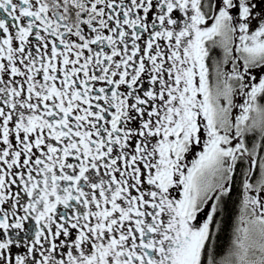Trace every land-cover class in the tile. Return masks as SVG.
Returning <instances> with one entry per match:
<instances>
[{
	"label": "snow or ice",
	"instance_id": "obj_1",
	"mask_svg": "<svg viewBox=\"0 0 264 264\" xmlns=\"http://www.w3.org/2000/svg\"><path fill=\"white\" fill-rule=\"evenodd\" d=\"M0 264H264V0H0Z\"/></svg>",
	"mask_w": 264,
	"mask_h": 264
},
{
	"label": "trees",
	"instance_id": "obj_2",
	"mask_svg": "<svg viewBox=\"0 0 264 264\" xmlns=\"http://www.w3.org/2000/svg\"><path fill=\"white\" fill-rule=\"evenodd\" d=\"M230 230H231V221L228 220L225 224V228H224V232H223V235H222V243L226 245V243L228 242L229 240V237H230Z\"/></svg>",
	"mask_w": 264,
	"mask_h": 264
},
{
	"label": "flooded vegetation",
	"instance_id": "obj_3",
	"mask_svg": "<svg viewBox=\"0 0 264 264\" xmlns=\"http://www.w3.org/2000/svg\"><path fill=\"white\" fill-rule=\"evenodd\" d=\"M227 244V243H226Z\"/></svg>",
	"mask_w": 264,
	"mask_h": 264
}]
</instances>
